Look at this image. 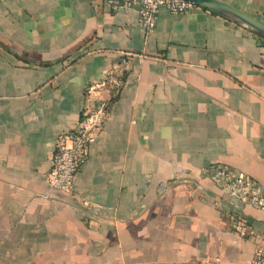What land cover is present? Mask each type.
I'll return each mask as SVG.
<instances>
[{"label":"crops","instance_id":"obj_1","mask_svg":"<svg viewBox=\"0 0 264 264\" xmlns=\"http://www.w3.org/2000/svg\"><path fill=\"white\" fill-rule=\"evenodd\" d=\"M222 1L264 21V0ZM113 2L0 0V264H250L264 210L201 168L264 187V39L203 6L160 7L144 30ZM110 67L123 86L61 192L54 141Z\"/></svg>","mask_w":264,"mask_h":264},{"label":"built area","instance_id":"obj_2","mask_svg":"<svg viewBox=\"0 0 264 264\" xmlns=\"http://www.w3.org/2000/svg\"><path fill=\"white\" fill-rule=\"evenodd\" d=\"M126 7H138L139 22L144 30L155 25L160 7H165L170 13H187L197 4L187 0H114L112 8L120 4ZM200 6V5H199ZM123 80L116 73L115 67L104 72L98 82L85 88L86 103L82 107L81 116L74 128L59 134L54 141V152L51 165L46 172L48 185L64 193L72 191L73 180L81 165L88 156L90 143L101 129L108 115L109 105L119 94ZM95 87H103L108 91L107 98H91L90 91ZM201 173L208 177L215 186L230 196L257 208L264 210V187L250 175L237 168L214 163L201 168ZM165 184L159 185L163 191ZM229 230L237 235H253L249 222L243 217L232 218ZM250 264H264V238L255 241L254 254Z\"/></svg>","mask_w":264,"mask_h":264},{"label":"water","instance_id":"obj_3","mask_svg":"<svg viewBox=\"0 0 264 264\" xmlns=\"http://www.w3.org/2000/svg\"><path fill=\"white\" fill-rule=\"evenodd\" d=\"M203 6L210 11L246 28L250 32L264 39V21L241 11L222 0H187Z\"/></svg>","mask_w":264,"mask_h":264},{"label":"trees","instance_id":"obj_4","mask_svg":"<svg viewBox=\"0 0 264 264\" xmlns=\"http://www.w3.org/2000/svg\"><path fill=\"white\" fill-rule=\"evenodd\" d=\"M199 6V5H198ZM205 8V7H204Z\"/></svg>","mask_w":264,"mask_h":264}]
</instances>
